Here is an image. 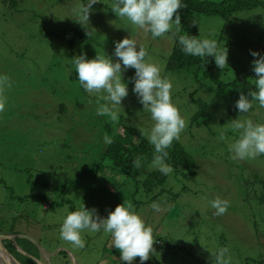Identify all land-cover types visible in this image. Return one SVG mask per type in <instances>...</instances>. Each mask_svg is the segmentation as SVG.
Returning a JSON list of instances; mask_svg holds the SVG:
<instances>
[{"label": "rangeland", "instance_id": "374dc122", "mask_svg": "<svg viewBox=\"0 0 264 264\" xmlns=\"http://www.w3.org/2000/svg\"><path fill=\"white\" fill-rule=\"evenodd\" d=\"M93 1L96 10L108 2L109 11L117 14L119 21L108 18V70L103 67L105 74L86 81L85 93L67 78L69 70L64 76L44 74L41 79V73L36 75V69L44 68L54 52L45 43V35L53 20H58L55 16L48 20V15L65 13L76 1L64 0L56 10L50 0H30L14 7L11 1L0 0V78H6L0 84V234L15 235L5 241V248L20 264H138L117 244L120 238H128L135 251L145 248L144 257L163 256L166 264H191L190 260L254 264L255 259L264 264V204L257 201L263 186L254 177V173L264 176V153L252 148L264 150V126L250 120L253 131L249 126L243 130L236 127L242 133L236 143L229 134H223L221 140L217 135H201L202 129L187 130L191 107L186 98L197 87H183L185 72L163 70L173 45L165 34L172 28V0H118L115 5L110 0ZM254 10L264 12V8ZM259 20L257 33L262 38L251 44L256 38L251 34L245 44L251 54L261 58L263 64L261 68L257 65V70L264 78V16ZM209 21L223 29L227 18L217 16ZM203 25L201 19L198 27ZM155 28L164 34L154 37L151 32ZM235 30L241 34L239 28ZM218 52L228 63L236 64L235 46L218 47ZM33 55L37 61L30 59ZM200 87L199 94L206 100L220 90L216 82L206 79ZM107 91L103 98L107 104L100 106L103 100L98 97ZM88 106L96 112L88 115ZM79 111L86 116L81 119ZM104 111L116 112V118L137 129L148 127L150 139H155L160 128L169 129L198 169L196 175L169 174L159 184L162 192L139 204L134 219L140 231L134 232L132 239L122 225L115 227L110 219L113 216L108 215V203L117 200L87 185L85 172L95 150L87 148L66 157L62 152L78 148V141L67 145L65 138L62 143L53 138L61 136L53 130L60 124L56 113L69 117L67 126L77 123L82 128L85 125L79 123L94 122L95 114L106 115ZM213 129L223 133L228 127L217 123ZM78 130L80 135H88ZM11 131L15 139L5 135ZM43 139L47 142L43 145L51 146L48 154L40 146ZM232 147L236 159L230 157ZM55 149L62 151L53 156ZM135 192L140 200L141 186ZM121 202V209L130 205ZM156 237H162L164 243Z\"/></svg>", "mask_w": 264, "mask_h": 264}, {"label": "trees", "instance_id": "16d2710c", "mask_svg": "<svg viewBox=\"0 0 264 264\" xmlns=\"http://www.w3.org/2000/svg\"><path fill=\"white\" fill-rule=\"evenodd\" d=\"M9 1H11L12 7L21 5L23 2L25 4L30 2V0ZM50 1V4L57 10L61 8L64 0ZM70 1H76L70 10L65 13H51L47 17L49 20L55 16L54 18L58 20L57 22L53 20L50 32L45 35V43L53 48L54 52L44 68L40 65L36 69L38 71L36 75L40 76L41 73V79L44 74L64 76L69 70L67 78L74 80L78 87L85 92L84 83L86 81L91 82L95 76L105 74L103 67L107 66L108 70V18L119 21V17L109 11L108 2L103 6H97L96 10L93 0ZM110 1L112 5L118 3V0ZM257 7L264 8V3L261 0H172L169 8V14L173 21L172 28L171 32L167 30L165 34L172 38L173 45L170 54L165 59L163 70L183 71L187 74H184L183 87H197L186 98L191 107L189 111L191 115L186 119V122H189V125L186 126L187 130L202 129L201 135L205 137L217 135L221 140L225 139L223 134H229L236 138L234 140L236 143L242 134L235 130L236 127L243 130L249 126L248 130L253 131L252 125H249L250 120L259 127L264 126V78L259 75L257 70V65L261 68L263 63L261 58L251 54L245 44V41L249 42L248 37L251 34L256 37L250 40L251 44L262 38L257 33V28L260 27L259 19L264 16V12L254 10ZM59 14L64 16H59ZM217 16H226L227 18L223 29L214 27L209 21V18L215 19ZM244 18H249V22H244ZM201 19H203L204 25L199 28L198 22H201ZM236 28L241 30V34L236 33ZM151 34L157 37L164 34V31L155 28ZM63 45L66 46V49L62 48ZM226 46L236 47V56L238 57L234 62L236 64L228 63L224 56L218 52V47ZM90 56L91 60L89 61ZM43 57L46 58V56ZM30 59L37 61V57L34 55ZM141 61H143L142 58ZM245 68L249 69V72L244 71ZM205 79L216 82L220 87L218 95L207 100L199 94L200 85ZM5 80L6 78L1 77L0 84H4ZM102 87L108 90V86ZM74 88L77 91V88ZM105 96H108V91L107 94L98 97L103 100L100 106L107 104L103 99ZM73 97L76 99L75 94ZM87 100L89 99L87 98ZM97 101L94 100V105L98 104ZM84 107L86 108V104ZM87 110L88 115L96 112L91 106H88ZM104 112L107 114L101 115L100 113L97 116L96 113L94 122L79 123L85 125L82 128L77 123L75 126H67V123L70 122L69 117H63V112L56 113L60 124L53 130L60 133L61 136L55 134L53 138L61 143L65 138L64 143L67 145L78 141L76 143V145H80L78 148L62 152L66 157L75 152L85 151L87 148L95 150L94 160L85 172L88 175L87 185L103 189L108 196L111 195L117 200L109 202L108 215L113 216L110 219L115 222V227L119 228L122 225L131 234L132 239L133 233L140 231V226L134 219L140 210L137 209L139 204H146L154 195L157 185L169 174L172 176L196 175L198 169L192 156L184 145L172 136L169 129L160 128L155 131V139H150L148 136L151 135L152 130H149L148 127L137 129L123 119L116 118V112ZM48 115L51 116V112ZM77 115L84 118L86 112L79 111ZM128 119L130 118L128 117ZM217 123L220 126L226 124L228 130L222 133L220 130L213 129V125ZM78 129H82L88 135L85 137L80 135ZM12 133L13 131L5 135L10 139H15ZM137 139L140 141L138 142ZM248 139L251 140L249 135ZM43 142L46 140L43 139L40 146L47 153V148L51 146L43 145ZM81 145L85 147L83 148ZM233 147V155L230 157L236 159ZM252 148L257 150L258 154L264 153V150H259L255 146ZM58 150L62 151V149L53 150V156L58 153ZM109 177L110 183L107 182ZM254 177L258 185L263 186L257 196V201L264 204V176L254 173ZM128 185L133 188L125 187ZM106 186L108 189L105 188ZM140 186L141 193L137 195L140 200H136L135 191ZM161 191L157 190L155 195ZM122 200L130 202V205L121 209ZM60 203L52 202L51 204L60 205ZM156 239H159L161 244L164 243L162 237H156ZM117 244L124 246L122 252L128 256L130 261L136 259L138 264H166L163 256L162 259L154 256L144 257L145 248L135 251V247L129 245L131 242L128 238L124 240L120 238ZM161 244L154 243L153 246L158 247ZM260 260L255 259L253 263L258 264ZM190 263L204 264L200 260H190Z\"/></svg>", "mask_w": 264, "mask_h": 264}, {"label": "water", "instance_id": "95a60500", "mask_svg": "<svg viewBox=\"0 0 264 264\" xmlns=\"http://www.w3.org/2000/svg\"><path fill=\"white\" fill-rule=\"evenodd\" d=\"M9 236L8 235H2V234H0V249H1V251L2 252H4V254L6 255V256H9V257H11V258H13L12 257V255L7 251V249L5 248V246H4V244L2 243V239L3 238H8ZM14 259V258H13ZM15 260V259H14ZM0 264H2V262H0ZM14 264H20V263H18L16 260H15V263Z\"/></svg>", "mask_w": 264, "mask_h": 264}, {"label": "bare ground", "instance_id": "6f19581e", "mask_svg": "<svg viewBox=\"0 0 264 264\" xmlns=\"http://www.w3.org/2000/svg\"><path fill=\"white\" fill-rule=\"evenodd\" d=\"M0 258L2 259V264H14L15 260L9 256H6L4 252L0 249Z\"/></svg>", "mask_w": 264, "mask_h": 264}, {"label": "clouds", "instance_id": "9594fccd", "mask_svg": "<svg viewBox=\"0 0 264 264\" xmlns=\"http://www.w3.org/2000/svg\"><path fill=\"white\" fill-rule=\"evenodd\" d=\"M2 235H8L9 236L8 238H3L2 239V243L4 244V246H5V241L6 240L13 239L15 237V235L13 233L12 234L7 233V234H2Z\"/></svg>", "mask_w": 264, "mask_h": 264}, {"label": "crops", "instance_id": "0c3cea01", "mask_svg": "<svg viewBox=\"0 0 264 264\" xmlns=\"http://www.w3.org/2000/svg\"><path fill=\"white\" fill-rule=\"evenodd\" d=\"M106 187H107V186H106ZM99 190L103 191V189H99ZM157 190H162V189H161V186H160L159 184L157 185V189L155 188V193H156ZM161 192H162V191H161ZM155 193H154V195H155ZM163 202H164V200H163ZM163 202H161V203L163 204ZM109 206H110V203H109V205H108V210H109ZM108 210H107V212H108Z\"/></svg>", "mask_w": 264, "mask_h": 264}]
</instances>
